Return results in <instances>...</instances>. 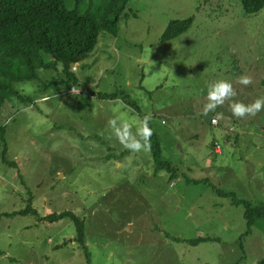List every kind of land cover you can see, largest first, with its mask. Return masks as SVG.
Masks as SVG:
<instances>
[{
    "label": "rangeland",
    "instance_id": "1",
    "mask_svg": "<svg viewBox=\"0 0 264 264\" xmlns=\"http://www.w3.org/2000/svg\"><path fill=\"white\" fill-rule=\"evenodd\" d=\"M186 19L185 33L161 43L170 22ZM72 71L73 83L58 64L15 84L31 103L13 98L0 117L14 165L2 163L0 137V264H87L74 223L44 220L65 212L83 225L88 264L264 258V221L240 249L243 207L217 193L264 206V107L232 112L234 103L264 99V9L245 15L239 0H130L116 36L100 33ZM221 80L234 95L204 114L209 86ZM138 114L151 119L174 177L156 169L149 147L128 146L143 138ZM27 210L34 214L3 216ZM197 239L206 241L189 244Z\"/></svg>",
    "mask_w": 264,
    "mask_h": 264
},
{
    "label": "trees",
    "instance_id": "2",
    "mask_svg": "<svg viewBox=\"0 0 264 264\" xmlns=\"http://www.w3.org/2000/svg\"><path fill=\"white\" fill-rule=\"evenodd\" d=\"M70 1L73 4L71 10L66 8V0H0V117L13 105V98L31 103L28 98L24 99L20 96L14 89V85L35 81L38 78L37 72L40 70H49L60 64L65 77L64 82L73 83L75 81L73 66L84 61L93 51L100 33L116 36L119 19L130 0ZM82 2L87 6L84 12L79 11ZM239 2L245 15H253L264 9V0H239ZM191 24L192 19L170 22L161 37V43L182 35L190 28ZM79 92L80 95L74 96L88 95L87 91ZM99 98L111 101L118 99L117 95H104ZM126 102V105L128 104L136 110L133 104ZM138 115L142 125L146 116ZM147 126L151 129V135L147 137V145L152 155L153 164L157 170L165 169L171 177H174V169L170 164L161 161L160 146L152 131L149 117ZM3 131V128L0 127V137L3 142L2 163L12 167L13 163H9L5 159L7 148L4 143ZM134 143L144 145L145 139L143 137ZM217 193L229 197L232 205L243 207L246 230L238 241L241 249L242 241L251 234V229L258 226V222L264 221V206L238 202L230 194ZM27 213L33 212L27 210L3 216ZM64 218H69L74 223L77 234L76 242L82 248L88 264L89 256L84 246L81 222L66 212L49 216L44 220L54 222ZM201 241H206V239H197L189 244L196 245ZM257 264H264V258Z\"/></svg>",
    "mask_w": 264,
    "mask_h": 264
},
{
    "label": "clouds",
    "instance_id": "3",
    "mask_svg": "<svg viewBox=\"0 0 264 264\" xmlns=\"http://www.w3.org/2000/svg\"><path fill=\"white\" fill-rule=\"evenodd\" d=\"M250 81L247 77H242L240 80V83L242 84H248ZM234 93L232 92V88L230 83L227 81H217L209 86L208 91V99L210 101L209 104L205 106L204 114H207V111L210 108L215 107L216 102H222L223 98L226 96H232ZM262 107H264V99H257L255 102L251 105H244L241 103H234L232 105V112L235 116L242 117L246 113L254 115L257 111H259ZM148 117H145L142 121V131H143V137L145 139L144 147L147 148V137L151 135V129L147 126ZM110 123H114V121H110ZM126 127V125H125ZM129 147L133 149H139L141 145L139 143H133L131 145H128Z\"/></svg>",
    "mask_w": 264,
    "mask_h": 264
},
{
    "label": "built area",
    "instance_id": "4",
    "mask_svg": "<svg viewBox=\"0 0 264 264\" xmlns=\"http://www.w3.org/2000/svg\"><path fill=\"white\" fill-rule=\"evenodd\" d=\"M71 92L75 93V95H80L81 94L79 91L75 90L74 88H71ZM212 124L216 125V121L212 120ZM216 148H218V147L216 146Z\"/></svg>",
    "mask_w": 264,
    "mask_h": 264
}]
</instances>
